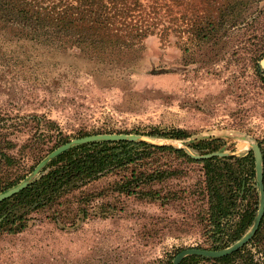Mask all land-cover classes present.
<instances>
[{
    "label": "rangeland",
    "instance_id": "rangeland-1",
    "mask_svg": "<svg viewBox=\"0 0 264 264\" xmlns=\"http://www.w3.org/2000/svg\"><path fill=\"white\" fill-rule=\"evenodd\" d=\"M248 9L260 15L264 0H252ZM236 27L188 50L175 35L164 41L153 35L143 51L117 65L0 29V125L16 149L58 127L70 140L85 133L139 134L191 150L193 141L216 138L222 145L213 152L241 155L253 151V143L264 152V55L257 59L249 51L263 34L264 17L257 30ZM32 113L48 119L32 131L16 128ZM173 129L189 136L147 134ZM200 167L167 180L163 191L195 183ZM115 179L102 177L59 203L31 210L21 231L2 227L0 264H168L184 249L209 246L197 193L166 200L101 194ZM254 187L260 206L258 183ZM244 254L248 263L264 264V223ZM213 263L203 258L193 264Z\"/></svg>",
    "mask_w": 264,
    "mask_h": 264
},
{
    "label": "trees",
    "instance_id": "trees-1",
    "mask_svg": "<svg viewBox=\"0 0 264 264\" xmlns=\"http://www.w3.org/2000/svg\"><path fill=\"white\" fill-rule=\"evenodd\" d=\"M251 1L0 0V29H8L20 39L76 48L102 64L117 65L124 63L127 55L143 51L145 41L153 35L163 41L175 35L188 50L232 27L242 25L247 30H257L264 11L255 16L256 11L248 13ZM262 32L263 36L249 48L257 59L264 55ZM260 76L264 81V74ZM44 119L48 118L32 113L15 126L32 131L39 128ZM147 134L174 139L189 136L184 129ZM86 135L90 134L81 137ZM69 140L57 127L55 132L45 134L44 139L33 134L23 148L16 149L18 143L0 125V193L20 184L49 153ZM188 145L193 153L206 154L219 150L222 144L220 139L213 138ZM194 165L201 166L195 183L163 191L167 180L183 177ZM110 175H115L116 179L101 193L105 196L121 193L166 200L180 198L187 192L197 193L204 201L199 214L210 239L209 246L203 248L222 249L241 239L254 224L259 210L253 151L196 158L184 148L146 140H98L74 145L52 158L28 186L1 201L0 229L9 226L10 232L21 231L31 210L59 203L72 192ZM84 204L82 200L81 205ZM80 210L87 211L85 207ZM263 223L264 218L252 239L260 237ZM245 249L246 245L223 257L192 254L181 264H193L203 258L214 260L213 264H235L237 260L256 264L247 262ZM173 258L168 264H173Z\"/></svg>",
    "mask_w": 264,
    "mask_h": 264
},
{
    "label": "water",
    "instance_id": "water-1",
    "mask_svg": "<svg viewBox=\"0 0 264 264\" xmlns=\"http://www.w3.org/2000/svg\"><path fill=\"white\" fill-rule=\"evenodd\" d=\"M98 140H146L148 141L147 139L144 138L143 135L124 134V133H97V134H90V135H86L83 137H77V138L71 139L68 142L58 146L51 153H49V155L45 157L34 168L32 173L25 180H23L20 184L1 192L0 202L19 193L26 186H28L30 181L41 173L43 168L47 165V163L52 158H55L56 156L68 150L74 145L87 143L91 141H98ZM180 148H184L189 154H191L193 157H196V158H208L212 156H227L229 154L227 152H210L206 154H195L186 147H180ZM252 149L254 151L255 158H256V175H257V182H258L259 189H260V206H259L256 220L254 224L252 225L251 229L241 239H239L232 245L222 248V249L214 250V249L200 248V247H192V248L184 249L176 255V257L173 260V264H181L182 260L186 256L192 255V254L202 255V256H207V257H223L225 255L234 253L235 251L239 250L240 248L248 244L249 241L256 234L264 218V158H263L262 148L257 143L252 144Z\"/></svg>",
    "mask_w": 264,
    "mask_h": 264
},
{
    "label": "bare ground",
    "instance_id": "bare-ground-1",
    "mask_svg": "<svg viewBox=\"0 0 264 264\" xmlns=\"http://www.w3.org/2000/svg\"><path fill=\"white\" fill-rule=\"evenodd\" d=\"M264 62V61H263Z\"/></svg>",
    "mask_w": 264,
    "mask_h": 264
}]
</instances>
